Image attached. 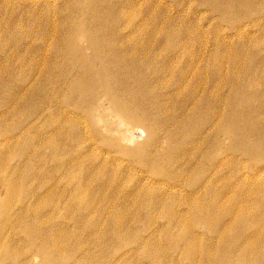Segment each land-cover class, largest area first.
Listing matches in <instances>:
<instances>
[{
  "label": "rangeland",
  "instance_id": "obj_1",
  "mask_svg": "<svg viewBox=\"0 0 264 264\" xmlns=\"http://www.w3.org/2000/svg\"><path fill=\"white\" fill-rule=\"evenodd\" d=\"M0 10V264H264V0Z\"/></svg>",
  "mask_w": 264,
  "mask_h": 264
},
{
  "label": "bare ground",
  "instance_id": "obj_2",
  "mask_svg": "<svg viewBox=\"0 0 264 264\" xmlns=\"http://www.w3.org/2000/svg\"><path fill=\"white\" fill-rule=\"evenodd\" d=\"M12 15L10 14V16L9 17H11ZM7 18V16L4 14V15H1V10H0V27H1V25H5V23H6V21H8V19H6ZM9 24V23H8ZM6 25H7V23H6ZM3 28V27H2ZM7 28V27H6ZM8 29V28H7ZM7 29H4V30H7ZM3 30V31H4ZM10 31V30H9ZM6 33H8V32H6ZM1 29H0V37H1ZM90 68V67H89ZM103 68V67H102ZM108 70V69H107ZM103 71V70H102ZM101 70H100V72H102ZM100 74V73H99ZM107 74V73H106ZM102 75L100 74V77H101ZM109 77V76H108ZM100 78H98V80H99ZM100 80H102V79H100ZM100 80H99V82H100ZM102 82V81H101ZM103 83V82H102ZM105 83H106V81H105ZM110 84V83H109ZM101 85V84H100ZM106 85V84H105ZM115 85V84H114ZM111 86V85H110ZM101 87V86H100ZM116 88V87H115ZM101 90V89H100ZM104 90V89H103ZM103 90H102V92H103ZM115 91V90H114ZM92 93V92H91ZM101 93V92H100ZM99 93V94H100ZM94 95H95V93H94ZM113 96H115V94L113 95ZM97 98V97H96ZM115 98H116V96H115ZM118 98V97H117ZM116 98V99H117ZM110 99V98H109ZM108 99V100H109ZM112 99V98H111ZM106 100V99H105ZM113 101H114V99H112ZM118 100H119V98H118ZM103 101H104V99H103ZM121 101V100H120ZM112 102V101H111ZM116 102H117V100H116ZM115 102V104H117ZM118 104H120L119 102H118ZM129 118H131V120H133V121H136V122H138V123H142V122H145L146 120L144 119V118H142V116H141V118L139 117H135V115H133V116H131V114L129 115ZM128 118V119H129Z\"/></svg>",
  "mask_w": 264,
  "mask_h": 264
}]
</instances>
